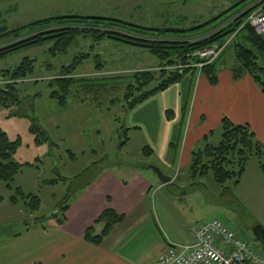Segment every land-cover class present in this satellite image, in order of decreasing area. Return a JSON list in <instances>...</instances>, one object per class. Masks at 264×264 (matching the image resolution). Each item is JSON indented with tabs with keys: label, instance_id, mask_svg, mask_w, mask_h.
<instances>
[{
	"label": "rangeland",
	"instance_id": "1",
	"mask_svg": "<svg viewBox=\"0 0 264 264\" xmlns=\"http://www.w3.org/2000/svg\"><path fill=\"white\" fill-rule=\"evenodd\" d=\"M236 1L0 0V20L8 28H16L50 16L96 15L114 17L144 27L189 28L224 12ZM237 7L233 11L237 10ZM229 14L231 12H228ZM224 17H227V14ZM50 46L51 43L31 47L0 59V69L15 67L25 56L36 59L33 78L25 80L21 90L23 95L39 94L36 99L35 115L47 130L50 139L43 144H36L34 135L29 130V121L23 117H8L10 110L0 106V127L10 139L19 140L14 158L18 162L31 163V166H24L16 173L11 183L12 189H8L0 180V264H19L24 260L28 244L39 238L35 230L42 226L47 228L54 226L57 221L51 215L56 210L61 213L60 206L72 199L74 195L72 190L78 184L72 183V178L92 162L99 160H103L104 166L131 164L149 173L154 172L152 167L158 168L162 173H170V177L174 179L173 183L162 190L156 191L152 188L149 194L152 200L154 196L156 197L157 207L159 202L165 204L169 212L166 218L168 224L172 216L174 220L180 218L181 222H186V227L192 230L199 223L217 218L226 222L238 237L249 240L263 252L262 244L252 233L256 224L264 226V175L259 168L260 159L255 156L249 159L246 175L239 183L229 179L219 184L213 179L210 171L205 176L192 177L189 170L190 160L187 165L178 168L179 153L190 121L196 114L194 86L198 70L186 73L179 81L188 79L192 83L189 88L184 89L183 94L171 91L173 96L186 100L181 106V117L176 124V130L160 146L158 137L160 125L156 123L159 115L170 122L177 119L174 105L168 100L169 96L160 97V92L154 96L157 103L149 107L153 111V119L146 124L140 119V108L143 103L133 109H123L126 104L123 101L125 87L123 76L115 80V85L109 82L107 98L100 97L108 101V109L105 106L99 107L98 101L92 100L91 94L85 99L82 92L70 95L67 106L62 107L55 99L49 97L51 90L48 81L58 74L62 65L70 64L80 53L87 52H90V56L77 68L75 72L77 76L106 78L111 75H129V72L139 68L141 69L138 72H159L163 68L167 71L172 70L170 67L162 66L164 62L144 48L110 39H103L96 45L92 39H79L66 54L56 57L47 52ZM98 54L99 61L103 64L98 65L101 73L92 74ZM216 62L219 63V70L236 65L231 50L219 57ZM111 98L116 99L113 104ZM205 117L207 115L197 116L196 128H203ZM121 126L129 128L127 133L129 140L119 147L120 141L124 139L123 128L120 129V135L117 132ZM205 135L208 137L207 142L203 139ZM220 135V127L205 132L194 143L191 152L204 148L206 143L217 144ZM145 146H149L153 153L144 155L142 149ZM163 152L165 155H160ZM115 172L120 175L122 171L115 169ZM59 176L65 177L66 180H59L55 184L47 182ZM17 187L21 188L23 193L39 196L38 210L30 211L16 193ZM67 188L71 191L68 197ZM14 196H18L16 202H12ZM170 225L172 232L177 231L178 226L175 227L171 223ZM16 232L20 237L14 235ZM36 250L37 247L29 251L26 258H34Z\"/></svg>",
	"mask_w": 264,
	"mask_h": 264
},
{
	"label": "trees",
	"instance_id": "2",
	"mask_svg": "<svg viewBox=\"0 0 264 264\" xmlns=\"http://www.w3.org/2000/svg\"><path fill=\"white\" fill-rule=\"evenodd\" d=\"M235 2L230 8L218 15L208 18L204 22L197 23L189 28L176 27H144L126 22L114 17L96 15H68L50 16L16 28H8L0 20V59L24 51L31 47L42 46L51 43L47 52L56 57L66 54L68 49L77 43L79 39H92L94 45L103 39H110L130 46L147 50L158 60L164 62L162 66H168L172 70L160 69L156 71L132 72L129 75H111L106 78H86L77 76V68L89 58L90 52L80 53L68 65H62L58 74L48 81L50 87L49 97L66 107L68 97L82 92L85 99L91 94L92 100L98 101L99 107L108 109L107 98L109 82L115 85L118 79L124 80L123 107L133 109L151 96L166 90L171 85L179 82L188 72L199 71L204 75L209 84L218 82L219 57L229 50L232 51L236 65L229 67L232 78L237 80L248 75L264 93V36L257 34L255 28L248 23V15L255 8L247 11L234 10ZM264 10V6L261 7ZM228 12L231 14L228 15ZM227 14V17L224 15ZM224 17L221 19V17ZM221 20V21H220ZM217 45L224 46L219 55L212 60H204L194 53L198 50ZM96 66L103 65L96 55ZM202 63L201 67L197 64ZM36 59L25 56L13 68L0 69V106L8 108V117H23L29 121V130L34 135L36 144L50 141L47 130L40 124L35 115L36 99L34 95H23L21 87L24 81L33 78ZM51 67V65H48ZM37 82V80H34ZM102 97V99H100ZM100 99V100H99ZM119 99V98H118ZM113 104L116 99H110ZM123 128L124 139L119 147L125 145L128 140V127ZM220 141L217 144L206 143L204 148L193 151L190 154L189 170L192 177L205 176L209 171L213 179L223 184L229 179L239 183L246 170L250 158L260 159L259 168L264 175V144L256 138V135L248 124H236L228 117H223L220 122ZM208 141L207 135L203 137ZM19 145L18 138L12 140L0 127V180L8 189H12V181L16 173L24 166H31L29 162H18L14 156ZM144 155H150L153 150L149 146L142 149ZM72 154V152H71ZM134 166V165H133ZM103 160L92 162L80 174L72 178V183L77 186L72 190L76 194L83 189L103 169ZM135 167H138L137 165ZM65 181L59 176L47 181L55 184L57 181ZM70 188V187H69ZM67 188V197L70 189ZM16 193L23 199L30 211L38 210L40 198L32 193H23L21 188H15ZM18 197V196H17ZM16 196L12 202H16ZM68 203L60 206L51 216L58 223H63L64 213ZM122 216L113 210L106 209L100 216L104 227L101 234L92 236L91 228L84 234V239L100 244L102 237L109 232L113 224L120 221ZM18 235V234H14Z\"/></svg>",
	"mask_w": 264,
	"mask_h": 264
},
{
	"label": "crops",
	"instance_id": "3",
	"mask_svg": "<svg viewBox=\"0 0 264 264\" xmlns=\"http://www.w3.org/2000/svg\"><path fill=\"white\" fill-rule=\"evenodd\" d=\"M236 3L241 11L253 8L263 10L261 7L264 6V0H237ZM98 68L96 66L92 74L101 73ZM188 81L185 79L160 92V97L169 96L168 100L174 105L177 118L170 122L159 115L156 123L160 125V146L176 130L181 117V106L186 100L173 96L171 91L183 94L184 89L192 84ZM194 87L196 114L190 121L179 153V169L188 164L194 143L205 132L219 129L225 116L236 124H248L256 138L264 144V93L248 75L234 80L228 68H221L218 71V82L211 85L204 75L198 73ZM155 95L143 102L140 108L141 122H152L153 111L149 107L156 105ZM199 114L207 115L202 129L195 127ZM160 155L164 156L165 152ZM115 169H121L120 175L116 174ZM246 172L247 170L242 179ZM164 174L170 177V173ZM173 180L170 177V181L163 184L154 172L142 171L131 164L103 167L91 183L73 195L64 213L63 223L55 222L50 228L42 226L35 230L39 238L28 244L24 260L19 264H155L158 255L166 251L170 243L191 242V228L186 227V222H181L180 218L174 220L171 216L168 224L166 218L169 212L165 204L159 202L157 207L156 197L152 200L149 196L152 188L156 191L165 189ZM106 209L113 210L122 219L113 224L100 244L85 240L84 234L88 228H91L92 236L101 234L104 224L98 219ZM170 223L178 226L177 231L172 232ZM182 234L184 236L180 237ZM19 235L16 237H20ZM36 247V256L27 259L29 251ZM254 248L261 253L255 245Z\"/></svg>",
	"mask_w": 264,
	"mask_h": 264
},
{
	"label": "built area",
	"instance_id": "4",
	"mask_svg": "<svg viewBox=\"0 0 264 264\" xmlns=\"http://www.w3.org/2000/svg\"><path fill=\"white\" fill-rule=\"evenodd\" d=\"M246 21L257 34L264 36V10L252 11ZM224 46L214 45L194 54L201 59L212 60ZM201 65L197 64L198 67ZM190 235V243H170L166 251L158 255L155 264H264V252L258 253L249 240L238 237L220 219L197 224Z\"/></svg>",
	"mask_w": 264,
	"mask_h": 264
},
{
	"label": "water",
	"instance_id": "5",
	"mask_svg": "<svg viewBox=\"0 0 264 264\" xmlns=\"http://www.w3.org/2000/svg\"><path fill=\"white\" fill-rule=\"evenodd\" d=\"M151 169L156 173L158 179L163 184L168 183L170 181V177L165 176L158 168L152 167ZM252 230L254 238L262 244V250L264 252V226L256 224Z\"/></svg>",
	"mask_w": 264,
	"mask_h": 264
}]
</instances>
